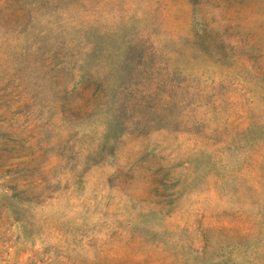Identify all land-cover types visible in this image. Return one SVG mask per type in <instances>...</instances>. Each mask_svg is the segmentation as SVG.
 Segmentation results:
<instances>
[{
    "label": "rangeland",
    "instance_id": "374dc122",
    "mask_svg": "<svg viewBox=\"0 0 264 264\" xmlns=\"http://www.w3.org/2000/svg\"><path fill=\"white\" fill-rule=\"evenodd\" d=\"M0 264H264V0H0Z\"/></svg>",
    "mask_w": 264,
    "mask_h": 264
}]
</instances>
